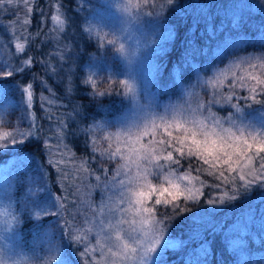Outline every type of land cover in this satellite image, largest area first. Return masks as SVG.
<instances>
[{"label": "snow or ice", "instance_id": "6c2138e0", "mask_svg": "<svg viewBox=\"0 0 264 264\" xmlns=\"http://www.w3.org/2000/svg\"><path fill=\"white\" fill-rule=\"evenodd\" d=\"M179 7L177 0H0V49L8 53L0 95L12 90L9 81L20 95L12 111L0 105V155L47 150L23 181L0 180V264H161L175 246L169 228L177 217L264 192V46L225 45L219 63L197 68L195 80L176 76L161 86L164 66L154 57L176 40L169 14ZM197 27L177 68L206 54L194 46ZM78 35L95 46L84 63ZM46 45V58L29 54ZM78 75L89 96L120 97V115L72 129L79 108L53 113L70 104L48 79L58 78L69 99ZM77 135L88 149L79 159L65 142ZM246 229L241 222L235 232Z\"/></svg>", "mask_w": 264, "mask_h": 264}, {"label": "trees", "instance_id": "16d2710c", "mask_svg": "<svg viewBox=\"0 0 264 264\" xmlns=\"http://www.w3.org/2000/svg\"><path fill=\"white\" fill-rule=\"evenodd\" d=\"M69 2V0H65ZM180 5L175 13H170V25L176 32V40L170 43L169 51L166 54L154 57V62L163 65V74L158 78L159 85L170 84L171 79L176 76L187 79L193 63L198 62L202 67V62L207 60L215 49L214 44L219 41L235 40L243 42L248 48L255 43H262L264 46V0H177ZM47 0H45V4ZM47 11L48 9L45 8ZM2 18V14H0ZM7 23L6 20L3 21ZM198 24L195 31L194 46L203 49L206 53L202 55L200 51L191 56V63L181 65L177 68L181 59V53L184 50L183 40L185 36H192L189 31ZM215 25V27H213ZM207 29V31H206ZM47 30V26L45 28ZM252 36L256 41L252 42ZM80 45L81 63L88 60V53L95 54V46H89L88 39L77 37ZM249 42V43H247ZM262 45H257L261 49ZM248 48V49H252ZM3 50L4 58L8 57L6 49ZM50 45L41 48H33L29 53L35 55L37 59L46 58L44 54L51 51ZM213 60V59H212ZM111 63V61H109ZM204 69V68H203ZM39 74H43L39 65L33 69ZM48 79L47 77H45ZM49 84L61 98L67 108L53 106V113L56 115L72 111V107L80 109L81 115L76 117V123H70L72 129L85 127L92 123L93 118L97 121L113 120L120 114V97H96L88 95L90 91L84 85L79 83V75L74 77L73 92L69 99H63L64 84L59 83L58 78L48 79ZM12 90L6 95H0V105L8 106L12 111L15 105L20 101V95L14 91V84L9 81ZM107 85H100L103 89ZM40 86L37 84L36 92L39 94ZM47 95V93H45ZM37 118L44 115L41 112L39 104L36 105ZM225 113H221L223 115ZM15 115H19V109ZM44 124L45 134L49 136L51 142L56 144L55 137L51 136L48 129L51 127L45 119L40 121ZM55 121L52 122L54 124ZM84 137L77 135L69 136L65 141L68 143L77 158L88 154V149L84 146ZM55 151V149H53ZM98 155V154H97ZM47 150L43 144L39 146L32 145L18 152H9L6 155H0V178H11L15 181L17 178L23 181L26 170H34L37 162H46ZM71 167V166H70ZM95 167V164H93ZM187 167V164L184 165ZM52 179H55V170H51ZM10 173V176L8 175ZM195 175V173H193ZM24 188H19V195L22 198ZM207 195V191L205 193ZM98 199V195L95 196ZM208 211L193 209V213H187L184 216L177 217L169 228V237L175 239L177 245L165 251L161 264H236L238 253L244 250L247 254L264 253V230L261 225L264 224V192L254 191L248 194L243 200L233 202L231 205L217 206L215 211L211 206L203 205ZM195 217V218H193ZM247 222L246 231L235 232V228L241 222ZM24 229L23 238L31 241L33 228L31 223L22 225ZM195 237V239H192ZM227 237V239H226Z\"/></svg>", "mask_w": 264, "mask_h": 264}, {"label": "rangeland", "instance_id": "374dc122", "mask_svg": "<svg viewBox=\"0 0 264 264\" xmlns=\"http://www.w3.org/2000/svg\"><path fill=\"white\" fill-rule=\"evenodd\" d=\"M254 1H257V0H254ZM84 14L86 15L87 13H84ZM77 23H79V21H77ZM73 27L75 28V24L73 25ZM77 37L82 38V39H86L87 38L86 36L85 37H80L79 35ZM254 37L255 36H252V42L253 41H256V38H254ZM233 43H235L236 45H238L239 48L245 49L246 51H259L260 49H258V48H252V47H258L257 46L258 44L259 45H262V43H255L256 46H254V44H252V45H250L248 47V48H252V49H248L243 42H238V41H235V40H232V41L231 40L219 41V42H217V43L214 44L215 49L212 51L211 56L207 60H205L204 62H202V64H203L202 67H199V63L198 62L193 63V66L190 69V72H189L188 76L191 75V79L192 80H195V70L197 68L203 69V68H207L208 65H209V63H219V59L216 56V52H217L218 48H223L225 45H229L230 46ZM247 43H249V42H247ZM170 46H171V44L169 43L167 45V47L169 48ZM2 52H3V50L0 49V60L5 59ZM161 98L163 100H166L167 99V96L164 95ZM3 178L4 179L0 178V180H7L8 179V177H6V175ZM170 239L173 241V243L175 245L174 247H176V245H177V243L175 242L176 240L175 239H172V238H170ZM174 247H172V248H174ZM236 254L237 255L239 254L238 260H237V263L236 264H264V253L263 252L262 253H259V254L253 253L252 255H249V254H247L246 251H244V250L241 251L240 250Z\"/></svg>", "mask_w": 264, "mask_h": 264}]
</instances>
